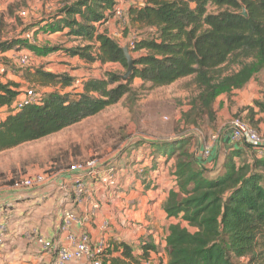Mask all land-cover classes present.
Wrapping results in <instances>:
<instances>
[{
    "label": "trees",
    "instance_id": "1",
    "mask_svg": "<svg viewBox=\"0 0 264 264\" xmlns=\"http://www.w3.org/2000/svg\"><path fill=\"white\" fill-rule=\"evenodd\" d=\"M144 3L129 7L131 20L156 31L135 40L132 51L139 54L126 84L115 71L107 70L101 77H88L79 93L62 92L73 85L74 77L31 66L27 81L52 91L42 104H28L6 116L0 112V153L79 124L142 88L154 90L187 78L197 93L185 111V125L198 127L205 117L214 124L218 97L224 94L232 104L234 91L264 71V0ZM115 4L116 0H61L41 21L24 26V32L39 26L35 40L39 34L65 33L72 42L66 47L62 43L41 46L21 33L8 35L11 24L0 14V53L27 48L45 56L63 50L90 64L117 63L127 69L123 46L98 28L114 15ZM244 8L247 17L241 14ZM228 64L232 65L229 71ZM137 79L141 83L134 88ZM18 87V82L4 81L0 75V108L10 106L20 94ZM254 104L262 107L257 101ZM253 107L247 104L234 116L245 119L240 115L247 111L246 118L254 121ZM193 139L188 134L176 141L137 140L129 148L133 152L146 146L151 168H157L161 158L170 165L164 208L167 217L177 222L167 229V262L157 264H264V157L245 143L247 149L227 150L215 169H207L194 158ZM120 248L122 255L112 256ZM140 248L141 254H135L128 244L116 243L113 250L111 245L105 264L153 261L154 246L144 241Z\"/></svg>",
    "mask_w": 264,
    "mask_h": 264
},
{
    "label": "rangeland",
    "instance_id": "2",
    "mask_svg": "<svg viewBox=\"0 0 264 264\" xmlns=\"http://www.w3.org/2000/svg\"><path fill=\"white\" fill-rule=\"evenodd\" d=\"M119 4L123 3V7L129 12V4H142L144 0H117ZM59 3V4H58ZM61 0H0L1 8L4 9L8 15L12 14L17 17V22L9 25L8 30L10 34L21 33L30 42L38 45H44L45 37L39 34L37 40L34 39L33 27L27 29L25 32L24 26L39 22L51 12L60 6ZM25 10L27 15L23 18L20 13ZM132 33H126L123 46L128 45L131 48L133 58L138 56V52H133L129 45L136 39H139L141 34L146 37H151L154 28L139 27L137 24H132ZM128 28V27H126ZM134 33V34H133ZM145 37V36H142ZM49 44V43H46ZM54 44V43H53ZM28 56L30 62L22 66L18 63L16 55ZM35 58V59H34ZM35 53L30 49L23 48L20 51L11 50L8 57H0V68H4L5 72L0 75L6 76L8 72L15 75L17 78L13 79L19 84H23V88L28 87L25 78L27 70L32 66H38L40 63L36 61ZM226 69H232V65H227ZM109 70L115 71L120 77L126 72L121 64H113L109 66ZM58 72V71H56ZM65 73V72H58ZM11 76V78H15ZM10 80V79H9ZM123 81V80H122ZM191 78L183 79L175 84L165 86L162 88L148 90L141 89L134 94L127 95L123 100L116 105H113L98 115L86 119L85 121L73 125L61 132L47 136L40 140L25 143L13 149L0 153V192L6 191L13 181L20 179L27 173L35 171H56L65 169L73 162H80L89 159L93 156L103 157L110 161L111 166L115 167L119 172V177L122 176L123 171L125 175L136 176L143 182L151 179L153 185L146 183L141 189H151L154 191L163 185L164 182L169 183L166 179L168 176V168L165 159L161 158V162L156 164L157 168H151L152 161L148 154L142 152V157H146L149 162L147 165L133 166L132 161L135 160L137 150L130 152L129 148L132 144H136L137 140H172L176 141L185 135L192 134L194 136L192 142V149L196 150L198 146V136L211 141L213 136H221V132L226 128L229 122L235 118L236 111L247 103L259 107V110L264 112V71L246 85L244 90L235 93L239 100L244 101L241 105H234L235 113L227 112L224 109L223 101L225 97H218L216 102L217 120L214 124L209 122L207 117L201 122V125L196 127H188L185 125V111L189 109L190 99L196 95L197 87L190 83ZM127 81H123L126 84ZM139 80L135 81V87L139 85ZM36 88H38L36 86ZM50 89V88H49ZM52 89V88H51ZM23 90V91H24ZM254 101L262 104V107L255 105ZM250 105V106H253ZM241 106V107H240ZM247 111L240 116L245 119L255 128L257 120H249L246 118ZM261 119L258 120V123ZM255 123V125L252 123ZM256 129V128H255ZM259 131V129H256ZM146 147V146H143ZM145 150V149H144ZM225 151L223 147L215 143V151L209 158L210 161L217 165L219 158L224 156ZM129 160V161H128ZM135 164L137 161L135 160ZM215 165V167H216ZM214 167V169H215ZM56 168V169H55ZM167 171V172H166ZM166 180V181H164ZM141 182V181H140ZM13 201V199L5 200ZM161 236L159 235L158 238ZM158 252L154 258L159 263V255L163 253V247L157 246ZM21 264V262H19ZM28 264V263H25ZM31 264V263H29Z\"/></svg>",
    "mask_w": 264,
    "mask_h": 264
},
{
    "label": "crops",
    "instance_id": "3",
    "mask_svg": "<svg viewBox=\"0 0 264 264\" xmlns=\"http://www.w3.org/2000/svg\"><path fill=\"white\" fill-rule=\"evenodd\" d=\"M133 23L141 27L139 23L131 20V16L128 12L124 20L113 15L106 23L99 25L98 28L100 32L107 31L109 36L122 45L126 33H132L131 26H133ZM144 28L146 29L148 27ZM155 31L156 28H154L153 33ZM142 36L146 37V35L141 34L139 38H143ZM44 37L46 41L45 43H62L65 47L72 44V42H68L69 38L65 36V33L44 35ZM10 54L11 50L0 53V57H8ZM35 56L37 57L36 61L40 63L38 66H43L46 71L54 73L62 71L75 78L73 85L66 87L62 92H81L83 90V82L88 77H101L107 70H109L110 65L116 64H103L99 61L90 64L79 57L68 55L63 50L45 56ZM11 76H13V74L8 72L7 75L5 77L2 76V78L4 81L17 78L15 75L13 76L15 78H11ZM138 80V83L140 84L141 80ZM26 84H28V87L36 86L30 82H26ZM22 86L23 84H19V92L24 90ZM244 88H246V86L234 91L232 104L227 98L222 100L225 111L235 113L234 105H241L244 103V101L239 100V98L235 96V93L244 90ZM18 97L19 95L12 101V103L16 101ZM222 97H225V95L223 94ZM252 103L253 102L247 104L253 105ZM253 108L255 111V120H257L255 128H258L260 134L264 135V112L263 110H259V107L257 106ZM0 112L3 116H6L11 110L9 109V106H4L0 108ZM259 119L261 120L258 123ZM208 143L209 141L198 136L199 147H196V150H194V158H196L204 168L213 169L216 164L210 161L209 158L213 155L215 149H213L214 151L207 156L205 150ZM218 145H221L224 151L234 148L243 150L247 149V146L244 143L233 141L230 133L222 135L218 140ZM146 149L147 147H140L137 150V154L134 158L137 161V164H135V160L132 161L134 167H136V165L143 166L149 163L147 162L148 159L141 155L143 151L144 154H146ZM220 160L221 159L219 158L218 163H220ZM124 171L122 176L119 177V183L115 191H113L112 187L107 188V190L102 192L98 191L97 197L102 201V208L95 214V216L84 221L83 224H74L70 229V233L78 235L80 231L86 230L93 237V240L105 236L106 239H108L109 244L112 245V250L116 243H125L134 248L135 254H141V244L144 241H148L154 246V249L151 251L153 259L151 262H153V264H157V261H154V258L156 256L158 257L157 246L161 245L164 250L163 253L159 255V263L161 261L166 263L167 255L165 252V238L167 236V229L172 223L177 222V220L169 219L167 217L164 208L165 201L169 194L171 178L168 175L166 179L169 180V183L164 182L165 185L155 191L153 188L143 190L141 189L143 186L142 184H151V179L149 178L147 182H143L144 180H140L134 175H125ZM65 178L69 177L66 175ZM92 180H94L93 185L99 187L100 177ZM59 185H53L42 189L40 188L39 190L25 192L23 194L18 192H8L0 195V205L7 207L11 206L14 214V217L11 220V229L7 236L6 243L4 246L0 247V264H19V262H21V264H58L55 253L49 254L42 250L39 251L37 245L27 239L26 232L30 228L39 225L42 231L48 236L53 237L58 243L66 244V234L59 231L57 232L65 212L69 209H74L77 215L82 219L89 216L90 202L85 201L83 204H74L66 191L61 189L62 186L59 187ZM6 199H13V201L7 202L5 201ZM103 219H108L110 221V226L105 233L100 229V222ZM159 235L161 236L160 238H158ZM121 255L122 248L118 251L112 252V256ZM68 264L87 263L84 261H74Z\"/></svg>",
    "mask_w": 264,
    "mask_h": 264
},
{
    "label": "built area",
    "instance_id": "4",
    "mask_svg": "<svg viewBox=\"0 0 264 264\" xmlns=\"http://www.w3.org/2000/svg\"><path fill=\"white\" fill-rule=\"evenodd\" d=\"M135 4H129L128 8ZM123 6V3L119 4L116 0L113 13L114 16L124 20L127 11ZM0 14L3 15L8 23L13 24L16 22L17 17H9L8 13L1 8V4ZM19 15L23 18L27 15V12L23 10ZM129 45L133 49L135 41ZM13 55H16L18 63L22 66L30 62L28 56L17 55L16 53H13ZM0 72L4 73V68H0ZM49 88L27 87L24 91L20 92L18 99L10 104L9 109L11 112H15L28 104L44 103L52 91ZM226 133H230L233 141L254 146L257 150V155L264 157V135H261L247 120L241 117L233 118L228 126L222 130L221 136ZM215 143H218V136H213L207 144L205 150L207 156L214 151ZM110 164V161L105 160L103 157L93 156L80 162H73L65 169L54 170L52 172L42 170L27 173L20 179L13 181L6 191L0 192V195L8 192L23 194L53 185L58 186L60 183L59 187L62 186L61 189L66 191L74 204L79 205L85 201H89L91 204L90 214L85 219L80 218L74 209H69L65 212L57 232L66 234V244L58 243L53 237L48 236L39 225L30 228L26 232V236L30 242L37 245L39 251L42 250L49 254L55 253L58 264H68L74 261H84L87 264H105V260L109 256L108 250L111 247L108 239L105 236H101L97 240H93V237L86 230H82L78 235H74L70 233V229L74 224H83L84 221L95 216L102 208V201L97 197L98 191L102 192L110 187L113 188V191L116 190L120 175L118 170ZM66 175L69 178H65ZM97 177H100L99 187L93 185L94 180L92 179H96ZM13 217L14 214L11 206L0 205V247L6 243ZM109 226L110 221L108 219H103L100 222V229L104 233ZM145 264H153V262H146Z\"/></svg>",
    "mask_w": 264,
    "mask_h": 264
},
{
    "label": "water",
    "instance_id": "5",
    "mask_svg": "<svg viewBox=\"0 0 264 264\" xmlns=\"http://www.w3.org/2000/svg\"><path fill=\"white\" fill-rule=\"evenodd\" d=\"M142 5H145V3H142ZM241 14L243 16H248V13L246 11V9L244 8L243 11L241 12ZM123 51L127 60V70L126 72L121 76V79L123 81H128L130 79V77L133 75L134 69H135V58H133L132 54H131V49L128 45L123 46Z\"/></svg>",
    "mask_w": 264,
    "mask_h": 264
}]
</instances>
